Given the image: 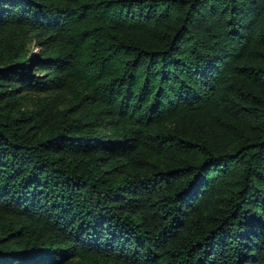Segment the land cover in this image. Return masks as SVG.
<instances>
[{
    "label": "trees",
    "instance_id": "16d2710c",
    "mask_svg": "<svg viewBox=\"0 0 264 264\" xmlns=\"http://www.w3.org/2000/svg\"><path fill=\"white\" fill-rule=\"evenodd\" d=\"M0 264H264V0H0Z\"/></svg>",
    "mask_w": 264,
    "mask_h": 264
},
{
    "label": "rangeland",
    "instance_id": "374dc122",
    "mask_svg": "<svg viewBox=\"0 0 264 264\" xmlns=\"http://www.w3.org/2000/svg\"><path fill=\"white\" fill-rule=\"evenodd\" d=\"M32 48H33V49H35V46H34V45H32Z\"/></svg>",
    "mask_w": 264,
    "mask_h": 264
}]
</instances>
